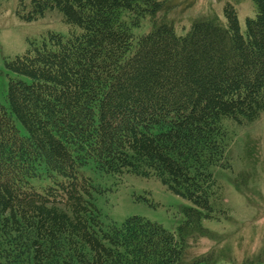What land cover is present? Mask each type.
<instances>
[{
  "label": "trees",
  "instance_id": "16d2710c",
  "mask_svg": "<svg viewBox=\"0 0 264 264\" xmlns=\"http://www.w3.org/2000/svg\"><path fill=\"white\" fill-rule=\"evenodd\" d=\"M251 1L243 31L227 2L224 22L197 17L177 34L172 0H17L24 20L57 9L78 30L5 61L23 77L0 103V264H217L189 249L221 209L210 167L226 164L222 118L264 112V0ZM88 162L154 174L193 205L174 232L138 215L105 224Z\"/></svg>",
  "mask_w": 264,
  "mask_h": 264
},
{
  "label": "rangeland",
  "instance_id": "374dc122",
  "mask_svg": "<svg viewBox=\"0 0 264 264\" xmlns=\"http://www.w3.org/2000/svg\"><path fill=\"white\" fill-rule=\"evenodd\" d=\"M234 5L240 29L245 18L254 15L251 0H172L167 16L173 21L177 34H184L193 19L216 16L225 21L223 6ZM17 0H0V103L7 105L6 93L11 78L23 77L5 64L39 43L49 32L67 36L77 31L62 20L57 9L46 11L30 21L16 13ZM150 23L143 21L133 28V34L148 31ZM227 132L225 156L221 164L210 171L219 184L216 218H203L202 225L212 232L211 237H200L191 242L190 255L213 251L217 264H247L250 258L261 256L264 264V112L251 123H238L224 117ZM80 173L91 181L92 199L105 224H121L132 215L142 216L174 232L183 220V208L193 203L170 190L154 174L143 176L131 172L107 173L91 162L80 168ZM35 183V181H33ZM46 181H42L45 184Z\"/></svg>",
  "mask_w": 264,
  "mask_h": 264
}]
</instances>
